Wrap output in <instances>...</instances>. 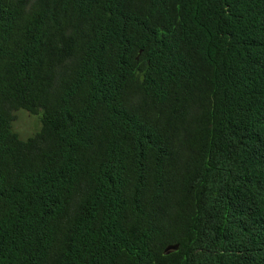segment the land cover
Wrapping results in <instances>:
<instances>
[{"label": "trees", "instance_id": "16d2710c", "mask_svg": "<svg viewBox=\"0 0 264 264\" xmlns=\"http://www.w3.org/2000/svg\"><path fill=\"white\" fill-rule=\"evenodd\" d=\"M0 264H264V0H0Z\"/></svg>", "mask_w": 264, "mask_h": 264}, {"label": "rangeland", "instance_id": "374dc122", "mask_svg": "<svg viewBox=\"0 0 264 264\" xmlns=\"http://www.w3.org/2000/svg\"><path fill=\"white\" fill-rule=\"evenodd\" d=\"M13 130L19 137L26 138L40 128V120L37 115L30 114L25 110L13 111Z\"/></svg>", "mask_w": 264, "mask_h": 264}]
</instances>
